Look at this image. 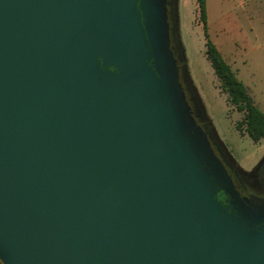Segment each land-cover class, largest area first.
Here are the masks:
<instances>
[{
    "label": "water",
    "instance_id": "1",
    "mask_svg": "<svg viewBox=\"0 0 264 264\" xmlns=\"http://www.w3.org/2000/svg\"><path fill=\"white\" fill-rule=\"evenodd\" d=\"M169 28L166 0H0L2 264H264Z\"/></svg>",
    "mask_w": 264,
    "mask_h": 264
},
{
    "label": "rangeland",
    "instance_id": "2",
    "mask_svg": "<svg viewBox=\"0 0 264 264\" xmlns=\"http://www.w3.org/2000/svg\"><path fill=\"white\" fill-rule=\"evenodd\" d=\"M205 1L209 39L264 114V0ZM168 12L172 52L184 77L179 73L180 82L185 80L199 103L198 117L205 118L223 155L240 172H256L264 159V139L255 143L237 126L243 113L229 102L206 58L197 1L173 0Z\"/></svg>",
    "mask_w": 264,
    "mask_h": 264
},
{
    "label": "flooded vegetation",
    "instance_id": "3",
    "mask_svg": "<svg viewBox=\"0 0 264 264\" xmlns=\"http://www.w3.org/2000/svg\"><path fill=\"white\" fill-rule=\"evenodd\" d=\"M166 2L168 15V7L172 6L173 0H166ZM201 121L203 122V129L208 131V138L213 144V147L219 152L218 157L224 165L225 174L229 179L231 186L229 188L230 193L227 194L223 189H220L221 186L218 185V191L215 196L216 200L228 213L236 218L245 217L246 211L244 209H250L255 212L258 217H261L260 219L258 218L259 222L255 223L252 228H260L264 224V159L256 172L251 174L243 173L242 171L240 172L238 170L239 168L223 155L222 150L218 147L216 141L211 136V131L205 118L203 120L201 119ZM247 220V222L251 221L248 218Z\"/></svg>",
    "mask_w": 264,
    "mask_h": 264
},
{
    "label": "trees",
    "instance_id": "4",
    "mask_svg": "<svg viewBox=\"0 0 264 264\" xmlns=\"http://www.w3.org/2000/svg\"><path fill=\"white\" fill-rule=\"evenodd\" d=\"M196 1L205 37L206 58L210 62L215 76L221 82L222 90L228 95L229 102L238 112L243 113V119L237 126L239 128L243 127L244 132L251 141L257 143L264 139V114L254 105L243 83L238 80L217 47L209 39L206 26V1ZM0 264H2L1 261Z\"/></svg>",
    "mask_w": 264,
    "mask_h": 264
}]
</instances>
